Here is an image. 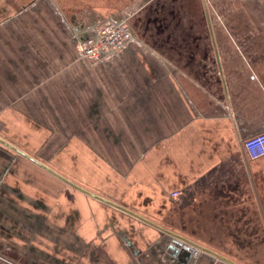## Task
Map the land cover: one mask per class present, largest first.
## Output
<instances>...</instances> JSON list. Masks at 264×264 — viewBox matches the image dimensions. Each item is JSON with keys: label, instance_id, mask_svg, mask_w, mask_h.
Here are the masks:
<instances>
[{"label": "crops", "instance_id": "0c3cea01", "mask_svg": "<svg viewBox=\"0 0 264 264\" xmlns=\"http://www.w3.org/2000/svg\"><path fill=\"white\" fill-rule=\"evenodd\" d=\"M46 1L55 19L26 21V63L0 37V138L38 161L0 140V251L31 264H164V250L179 264H264V156L244 146L264 130V0H240L252 18L189 21L195 35L133 30L138 43L95 66L80 38L164 0Z\"/></svg>", "mask_w": 264, "mask_h": 264}, {"label": "rangeland", "instance_id": "374dc122", "mask_svg": "<svg viewBox=\"0 0 264 264\" xmlns=\"http://www.w3.org/2000/svg\"><path fill=\"white\" fill-rule=\"evenodd\" d=\"M62 1L67 2L70 0ZM205 1L206 8L204 12V1L202 0H164L165 7H162L158 11L159 14L156 16H154L156 10H153L154 12H152L151 10H148L149 7L144 8L142 11H140V20L139 22H134V27L132 26V29L134 31H137L138 34L146 35L147 37L150 35H157L156 31L158 30L161 31V33H158L159 35L190 36L195 35L193 32L195 28L194 26L190 25L189 21H198L205 18H207L208 20L252 18V16H250L252 15V11H248L250 9L247 10V7H245L246 2L245 5H242V2L239 0V11L234 13L232 11H229V3H232L233 5L234 0H232V2L230 0H223L224 4L221 5L219 2V6L216 4L215 0ZM73 2H77V6L80 7V5L84 6L89 2H95L102 5H113L116 2L117 4L121 3L122 0H73ZM123 2H125V0ZM47 3L48 1L46 0H0V37H12L17 48L24 46V50L22 51L20 49V51L23 54L21 56L25 58V63L26 21L36 22L42 19H55L54 10H51L52 8L46 6L48 5ZM247 11L250 15L247 13ZM71 14L72 13H66L68 17ZM157 22H160L159 26H156ZM212 30L215 31L218 30V28L213 27ZM222 30L227 32L230 29L222 28ZM234 30L236 29L234 28ZM206 31L208 35L211 34L210 28L207 27ZM224 35H228V33H224ZM16 68L22 67L16 65ZM21 76L22 77H17L16 79L14 92L15 99L18 101L22 100L20 102L21 107L15 108L17 110L16 114L18 115H22L21 113L26 114V75ZM9 87L8 89H10ZM23 99L25 101H23ZM5 106L6 105H0V115L6 109ZM22 128L23 126H19L18 124H5L2 132L6 135L8 134L10 137L13 136V138L15 139H23L24 137H26V133L22 130Z\"/></svg>", "mask_w": 264, "mask_h": 264}, {"label": "built area", "instance_id": "2783aa9c", "mask_svg": "<svg viewBox=\"0 0 264 264\" xmlns=\"http://www.w3.org/2000/svg\"><path fill=\"white\" fill-rule=\"evenodd\" d=\"M131 15L122 17H108L101 21L94 31L80 38L76 43V52L80 59L95 66L106 63L118 57L133 43H138L136 35L130 25ZM244 146L248 155L257 159L264 156V130L248 136L244 140ZM180 191L171 192L172 196H178ZM170 246V245H168ZM203 253L201 248L192 250V257L197 258ZM161 262L164 264H179L176 255H172L168 250L159 252ZM1 264H31L14 259L0 251ZM212 264H226L220 258H215Z\"/></svg>", "mask_w": 264, "mask_h": 264}, {"label": "water", "instance_id": "95a60500", "mask_svg": "<svg viewBox=\"0 0 264 264\" xmlns=\"http://www.w3.org/2000/svg\"><path fill=\"white\" fill-rule=\"evenodd\" d=\"M0 140L3 141V142H6V141H4V140L1 139V138H0ZM6 143L9 144V145H11L12 147H14L17 151H19V152L22 153L23 155H26V156L30 157L31 159L37 161V160H36L35 158H33L32 156L26 154V152H24L23 150H21V149L15 147L14 145H12V144H10V143H8V142H6ZM37 162H38V161H37ZM168 232H170V234H172V235L178 237V236H177L176 234H174L173 232H171V231H169V230H168ZM173 246H174V245H173ZM223 259L229 260V259H227V258H225V257H223ZM230 261H231V260H230ZM232 262L235 263L234 261H232ZM235 264H237V263H235Z\"/></svg>", "mask_w": 264, "mask_h": 264}, {"label": "trees", "instance_id": "16d2710c", "mask_svg": "<svg viewBox=\"0 0 264 264\" xmlns=\"http://www.w3.org/2000/svg\"><path fill=\"white\" fill-rule=\"evenodd\" d=\"M130 25H131V27L133 26V25H132V21H130Z\"/></svg>", "mask_w": 264, "mask_h": 264}]
</instances>
